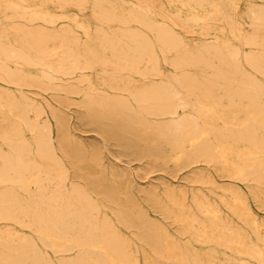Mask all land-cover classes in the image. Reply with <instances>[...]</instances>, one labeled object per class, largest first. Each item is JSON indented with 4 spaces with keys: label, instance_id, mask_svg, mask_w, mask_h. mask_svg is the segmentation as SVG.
<instances>
[{
    "label": "bare ground",
    "instance_id": "6f19581e",
    "mask_svg": "<svg viewBox=\"0 0 264 264\" xmlns=\"http://www.w3.org/2000/svg\"><path fill=\"white\" fill-rule=\"evenodd\" d=\"M24 2L0 0V264H264V0ZM48 96L192 184L137 197Z\"/></svg>",
    "mask_w": 264,
    "mask_h": 264
},
{
    "label": "rangeland",
    "instance_id": "374dc122",
    "mask_svg": "<svg viewBox=\"0 0 264 264\" xmlns=\"http://www.w3.org/2000/svg\"><path fill=\"white\" fill-rule=\"evenodd\" d=\"M42 3L43 0H25L24 2L28 9H35L36 6H41ZM51 11L55 12L56 10L51 7ZM70 12L72 13L73 11ZM8 24L9 22L6 25L8 26ZM200 27L207 29L210 35H219L222 38L230 39L228 32H224V30L227 31L228 28L226 26L225 18L222 16H218L212 13L208 19H203L200 22ZM177 32L181 35L184 34L180 29H178ZM231 43L236 46L239 45L237 40H231ZM47 100L53 105V108L57 112H59L63 117L67 119L72 133L75 135L78 141H80L86 147H90L93 145L98 146L102 151L103 162L107 166L113 165L114 168L118 171L125 172L127 174L129 182L135 188L137 197H141V194L137 193V187L143 186L148 189L152 185H154L153 187H157L158 190H162L163 184L165 182L173 183L174 185L192 184L186 179L187 174L185 173V170L179 173H175L173 171H163L162 169L152 170L149 172L148 167L146 166V162H139L125 156H120V154H117V151L119 150L117 147H115L111 142L105 140L104 137L98 132L94 131L91 126L85 125L83 114L78 109V106L61 105L57 101V99H54L51 96H48ZM75 101L76 103H78L80 99L77 98L75 99ZM46 110L49 112V115L53 123L55 124L50 109L47 106ZM69 168L70 172L72 173L73 179V169L71 168V165H69ZM214 175L217 179H222L217 173H215ZM223 180H226V178ZM250 201L252 208L255 210L257 215H259L261 218H264V207L256 203L253 198H250ZM150 213L153 217H157V219L162 220V217L159 214L153 211H150ZM173 227L169 226V229L171 230V232L175 233ZM123 232L128 236L130 235V233L125 229H123Z\"/></svg>",
    "mask_w": 264,
    "mask_h": 264
}]
</instances>
